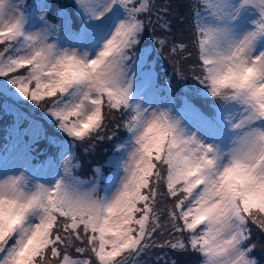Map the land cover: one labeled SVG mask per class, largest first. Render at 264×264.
Masks as SVG:
<instances>
[{
	"label": "snow or ice",
	"instance_id": "snow-or-ice-1",
	"mask_svg": "<svg viewBox=\"0 0 264 264\" xmlns=\"http://www.w3.org/2000/svg\"><path fill=\"white\" fill-rule=\"evenodd\" d=\"M50 7L0 0V95L43 107L70 138H49L59 158L40 165L27 146L13 155L19 142L0 156V264H149L156 248L196 264H258L249 241L264 235V0H190L194 83L174 61L180 108L170 81L162 88L145 71L143 47L149 28L171 32L172 3L73 0L76 29L67 16L51 23ZM187 49L173 42L170 53L191 58ZM190 96L211 97L212 109ZM30 123L35 138L43 126ZM121 128L112 175L97 167L81 180L76 147L115 141ZM166 256L156 264H176Z\"/></svg>",
	"mask_w": 264,
	"mask_h": 264
},
{
	"label": "trees",
	"instance_id": "trees-1",
	"mask_svg": "<svg viewBox=\"0 0 264 264\" xmlns=\"http://www.w3.org/2000/svg\"><path fill=\"white\" fill-rule=\"evenodd\" d=\"M31 2V0H28ZM58 1V4H57ZM185 5L184 8L181 9V12L178 16H172L170 17L171 20V32L166 33L164 30L160 29L159 27L155 28H149L144 41H143V47H147L150 49V56H149V63L145 66V71L149 70L150 68L154 69L157 76V84L162 88L169 87V81L171 83V94L172 97L177 101V105H181L183 101L180 99L181 96L185 95L184 88H183V81L178 80L175 72L176 68L174 67V61L179 60L180 64L179 66L184 71L185 75L188 77L189 83H194L191 80V66L193 65L195 61V51L192 48L190 41L191 36L189 32L187 31V25L185 23H182L181 29H180V20H184V18L188 14V5L190 3V0H184ZM157 4H165V3H172L174 6H176L179 2V0H155ZM35 3V1H34ZM33 4H30L29 6L32 7ZM51 12L50 16L54 17V13L61 8H66L69 10L70 4L68 0H51ZM183 14V15H182ZM71 17L73 19V25H75V28H77L78 25H80V20L76 15H73L71 13ZM55 18V17H54ZM79 23V24H78ZM186 36H185V31ZM181 31L184 33L183 36L180 37ZM159 39H165L167 43V47H165L163 50H161L160 46L157 44V40ZM173 42L179 44V43H186L188 44L187 51L193 52V56L191 58H182L187 57V52L181 53L179 50L175 55H172L170 53V49L172 47ZM209 98V97H208ZM189 99L193 104H195L197 107L201 108V110L207 111V106L204 104V102L209 103L208 100L205 97H198V96H190ZM40 109L41 113H44L43 107H38ZM2 112L5 113V109L2 107ZM10 116L9 119L7 118V121L1 122L0 126H3L4 128L10 124ZM53 128H56L55 125ZM50 128L49 133L55 134L54 138L60 139L63 138V134L59 133L57 130ZM3 129V128H2ZM122 136L119 139L120 141L126 136L125 130L121 128ZM125 135V136H124ZM109 141V140H108ZM103 141V142H94L98 145V154H101L102 156H109L108 152L110 149L109 144H115V142L109 141V142ZM46 142V141H45ZM122 142V141H121ZM53 143V142H52ZM47 144V142H46ZM86 149H90L92 147H89L88 144L85 143ZM40 158L44 157V153H40ZM87 158V157H86ZM97 158H94L93 160H88L85 162L81 168L80 171L82 172V176L85 177V179H91L93 176H95V170L92 168L96 166L95 161ZM255 243L256 247L255 250L252 252V256L257 260L258 264H264V235H260L255 230H253L252 238L249 241V243ZM165 252L167 253V256L165 257L169 261L175 260L176 264H196L198 257L195 256L192 253H180L173 251L172 249H159L156 248L153 250V254L151 257V264H156L155 258L157 256H164ZM119 259V257L117 258ZM146 259V258H142Z\"/></svg>",
	"mask_w": 264,
	"mask_h": 264
},
{
	"label": "rangeland",
	"instance_id": "rangeland-1",
	"mask_svg": "<svg viewBox=\"0 0 264 264\" xmlns=\"http://www.w3.org/2000/svg\"><path fill=\"white\" fill-rule=\"evenodd\" d=\"M34 1L36 2V0H31V2H29L28 0H13L14 3H23L25 5L26 11H33V7H31L29 5L33 4ZM68 1L72 2L73 0H68ZM179 2L180 3H178L175 6L176 12L178 14H180L181 9H183L184 5H185L184 0H179ZM49 3L51 4V0H49ZM57 4H58V1H57ZM51 8H52V5L48 9V12H47V18L51 23H53V24L59 23L61 17L67 16L72 21L73 29H76L75 25H73V19H72L71 15H69V10H67L66 8L58 9L55 12V14L56 13L57 14L56 15L54 14L55 15L54 16L55 18H54V17L50 16ZM72 9H73V7H72ZM78 19H79V17H78ZM182 23H183V20H182V22L180 20V26H179L180 29H181ZM183 35H184V33L181 31L180 37ZM185 36H186V31H185ZM0 47H2V45H0ZM175 106H176V100H175ZM2 107L5 109V113L2 112V110H1ZM18 112L22 113L23 117H27V118L21 117L18 119V117H17ZM9 116H10V121H11L10 124L7 125L5 128L3 126H0V137L1 136L2 137L7 136V135L9 136V138H8L9 139V145L7 146L8 148H7V150L4 149V151L1 150L0 156H3L7 159L9 157L10 146L13 143L19 142L17 152L14 153L13 155L16 156V155L21 154L23 152V150L25 149V146H27V153L29 155H31L32 164L34 165L38 161V158L40 157L39 155L41 152L44 154H48V153L52 154L53 148H55V146L58 147V144L56 142L52 143V141H50V139H49V138L55 137L54 136L55 134L48 132L50 128L54 127V124H50L44 118V113H41L40 109L38 107L33 106L29 101H22V100L21 101H14L10 98H7V97L0 95V123L7 121V118L9 119ZM32 120L38 121L43 126V132L40 133L35 138L33 137L32 132H31L32 126H31L30 121H32ZM53 129H55L59 133H61L57 128H53ZM7 130H8V132H6ZM26 130H28L27 134H25ZM62 134H63V138H60L59 140L54 138V140L62 142L65 139H70V138L66 137V134H64V133H62ZM122 135L123 134H122V131L120 129L116 133V136L118 138L119 137L121 138ZM119 139H115V141H112V142H115V144L125 142L127 140V135L121 140L122 142ZM45 141L47 142V144ZM105 141L107 142L108 140H105ZM109 141H111V140H109ZM115 144L111 145L108 143V147L110 146V149L108 152L109 156H111L115 152V150H116ZM97 147H98V145L95 144L94 148L92 147V148L86 150L85 144H79L75 149V155L77 158V162L80 164L79 169L76 171V175L81 180H88V179H85L84 176L80 175V174H82V172L80 171V168L82 166H84L83 164L90 159L93 160L94 158H97V160L95 161V164H97V165L94 166L92 169L95 170L97 167H99L101 169V173L104 177L111 176L112 173L115 171V169L109 167L106 163L109 156H102L101 157V154H98ZM58 153L60 154V148L58 150ZM22 164H23L22 159L12 160L8 166L9 175H11L13 172H19L21 170ZM95 175H96V173H95ZM40 179H41V182H44V180L47 179V175L46 174L42 175L40 177ZM152 254H153V252H152ZM74 255H76V254L74 253ZM146 259H148V258H146ZM151 263L152 262L150 259L149 264H151Z\"/></svg>",
	"mask_w": 264,
	"mask_h": 264
}]
</instances>
